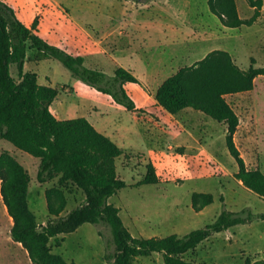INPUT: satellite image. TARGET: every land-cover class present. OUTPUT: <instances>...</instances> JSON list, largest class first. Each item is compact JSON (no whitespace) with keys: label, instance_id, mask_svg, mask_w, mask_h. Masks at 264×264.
<instances>
[{"label":"rangeland","instance_id":"1","mask_svg":"<svg viewBox=\"0 0 264 264\" xmlns=\"http://www.w3.org/2000/svg\"><path fill=\"white\" fill-rule=\"evenodd\" d=\"M7 1L29 25L43 14L39 33L69 52L83 54L86 66L100 68L108 75L124 66L138 77V82H127L125 87L138 105L148 109L142 113L128 110L43 50L29 47L25 61V70L36 71L40 83L59 88L52 106L60 118L86 116L123 148L124 153L116 159L117 172L128 184L109 201L121 208V216L134 235H185L212 223L224 207L264 212V197L236 177L239 163L227 144L226 126L205 112L188 107L199 114L193 116L194 135L187 129L179 132L174 118L169 116L173 113L164 107L163 112L159 111L147 93L148 87L153 89L215 48L231 50L239 65L250 66L255 58L256 66H264V15L251 25L227 27L211 11L209 0ZM238 3L242 17L254 13L248 0ZM11 70L20 80L16 64ZM226 97L245 116L237 144L248 166L264 171V74L257 76L252 90ZM199 127L208 130L206 136ZM3 151H9L28 169L30 206L39 223L46 224L50 212L42 193L58 185V177L41 182L37 176L40 158L5 138L0 139V153ZM151 161L160 181L138 184ZM1 185L0 177V264H35L23 244L12 237L14 220ZM70 188L63 214L85 200L82 189L76 185ZM195 191L213 192L214 202L196 211L192 200ZM101 229L110 235L106 224L85 222L75 231L59 234L58 238L64 239L61 245L53 238V251L70 264H106V241ZM185 257L206 264H246L248 260L264 264V219L215 232ZM134 264L166 262L163 253L155 251L139 256Z\"/></svg>","mask_w":264,"mask_h":264},{"label":"trees","instance_id":"2","mask_svg":"<svg viewBox=\"0 0 264 264\" xmlns=\"http://www.w3.org/2000/svg\"><path fill=\"white\" fill-rule=\"evenodd\" d=\"M254 7L250 17H242L236 0H209V6L223 25L241 27L253 24L261 15L263 0H248ZM43 14L32 24L25 23L15 7L0 0V139L11 141L20 149L40 158L38 179L45 182L58 177V185L46 188L50 216L41 225L30 206L31 175L28 169L9 151L0 153L1 191L14 223L11 234L21 242L35 264H70L53 251L51 240L63 238L61 233L75 231L85 222L106 224L110 235L105 237L106 264H134L139 256L162 252L166 264H206L189 260L185 254L195 249L215 232L230 226L264 219V212H253L244 207L234 211L224 207L217 218L204 227L185 235L172 233L166 236L139 237L134 235L121 216V208L109 201L127 181L117 172L116 159L123 148L109 135L100 131L86 116L60 118L52 103L59 88L40 83L36 71H26L25 61L29 47L38 48L59 59L73 74L135 113L148 111L137 104L125 87L127 82H138L132 70L119 66L114 75L100 68L84 64L81 53H72L50 42L38 31ZM252 58L249 68H242L232 53L216 48L196 62L181 67L159 86L158 103L171 113L186 107L201 110L228 124L227 144L239 163L236 177L264 197V171L250 168L235 141L240 117L226 95L251 90L255 78L264 74V66H256ZM16 64L20 74L17 80L12 73ZM147 174L138 184L158 183L160 175L151 161ZM76 185L85 194L79 206L63 214L67 204V190ZM225 201V197L221 196ZM196 211L215 200L213 192L195 191L192 196ZM246 264H261L248 260Z\"/></svg>","mask_w":264,"mask_h":264},{"label":"crops","instance_id":"3","mask_svg":"<svg viewBox=\"0 0 264 264\" xmlns=\"http://www.w3.org/2000/svg\"><path fill=\"white\" fill-rule=\"evenodd\" d=\"M237 1V5H238V9H239V13H240V7H239V3H238V0H236ZM250 6H251V8L254 10V7L250 4ZM240 15H241V13H240ZM264 15V0H263V7H262V10H261V16H259V18L257 19V20H259L260 18H262V16ZM256 20V21H257ZM33 22V21H32ZM32 22L30 23V24H32ZM29 25V24H28ZM216 49V48H215ZM223 49H225V48H223ZM228 50V49H227ZM231 53H232V55H233V57H234V59H235V61L237 62V58H236V56H235V54L231 51V50H229ZM190 56V55H189ZM242 68H244V69H247V68H249L250 66H246V65H240ZM167 78V77H166ZM165 78V79H166ZM257 78V77H256ZM256 78H255V80H256ZM164 79V80H165ZM163 80V81H164ZM163 81H161L156 87H153V89H150L149 87H148V89H149V91H147V93H148V96H149V100L151 101V103H153L154 104V106L155 107H158V110L159 111H161V112H163V106L162 105H160L159 103H158V100H157V98H156V93H157V90H158V88H159V86L163 83ZM252 90V89H251ZM247 91H250V90H247ZM241 92H245V91H241ZM241 92H236V93H230V94H227V95H233V94H239V93H241ZM226 95V96H227ZM140 106H144V105H140ZM146 108V107H145ZM188 107H186V108H184V109H182V110H180V111H178V112H176V113H173V114H170L169 116L170 117H172V118H174V120H175V123H174V126L175 127H177V129H178V131L179 132H183V130L185 131V129H187V130H189L188 131V133L189 134H191V135H194L193 134V132H192V128H195V126H193L194 125V123L192 122L193 121V116H197V117H199L198 115L199 114H197V113H195V112H192V111H190V110H188L187 109ZM234 109H235V111L238 113V115H239V117H240V122H239V126H238V129H237V131H236V133H235V141H236V144H237V137H238V133L240 132V129H241V127H242V125H243V122L245 121V119H244V115H243V111L242 110H240V109H238L237 107H233ZM59 116V115H58ZM246 122V121H245ZM93 123V122H92ZM221 123H223L225 126H226V130L228 129V124L227 123H225V122H221ZM249 123H251V120L249 121ZM96 126V125H95ZM97 127V126H96ZM98 128V127H97ZM198 128V127H197ZM199 130H200V132L203 130V132H205V136H206V134H207V132H208V130L205 128V127H203V128H201V127H199ZM185 132H187V131H185ZM202 133V132H201ZM249 133V131L247 130L246 132H245V134H243L244 135V137L245 138H248V136H247V134ZM106 134V133H105ZM199 139V138H198ZM199 141H200V139H199ZM201 142V141H200ZM238 145V144H237ZM243 155V154H242ZM248 165V164H247ZM44 195H46V189L43 191V193H42V196H44ZM13 241V240H12ZM16 242H18V241H16Z\"/></svg>","mask_w":264,"mask_h":264}]
</instances>
